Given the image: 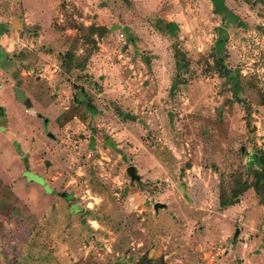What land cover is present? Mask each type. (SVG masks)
<instances>
[{
	"label": "rangeland",
	"instance_id": "374dc122",
	"mask_svg": "<svg viewBox=\"0 0 264 264\" xmlns=\"http://www.w3.org/2000/svg\"><path fill=\"white\" fill-rule=\"evenodd\" d=\"M0 30V264H264V190L219 203L264 153L263 4L0 0Z\"/></svg>",
	"mask_w": 264,
	"mask_h": 264
},
{
	"label": "trees",
	"instance_id": "16d2710c",
	"mask_svg": "<svg viewBox=\"0 0 264 264\" xmlns=\"http://www.w3.org/2000/svg\"><path fill=\"white\" fill-rule=\"evenodd\" d=\"M217 2H220V0H216ZM239 1V0H235ZM245 2L247 5H250L251 8L254 9L255 5L257 3H261L264 5V1H251V0H241ZM215 2V1H214ZM90 34L93 35L94 33H98L100 37H103L107 30L105 27H95L91 26L89 27ZM0 32H2L0 30ZM90 41H92L89 38ZM93 44L94 41H92ZM83 64V61H80L77 57L74 56V54L70 51L64 53L63 60L61 63V69L65 74H71V71L74 69L80 70L81 65ZM236 81V79L234 80ZM236 85V82H233L232 85ZM248 110H246L245 114L248 116ZM248 165L250 166H256V169H252L251 171V178H247L246 181L240 182L239 187L236 189L231 190V194H226L227 192L221 187V192L219 195V203L221 207H225L230 199L236 198L239 195H241L244 191L248 190L249 188H253L254 191L257 194H262L264 190V153H251L248 158ZM139 264H166L163 258L158 259H150L146 255H143L140 257Z\"/></svg>",
	"mask_w": 264,
	"mask_h": 264
},
{
	"label": "water",
	"instance_id": "95a60500",
	"mask_svg": "<svg viewBox=\"0 0 264 264\" xmlns=\"http://www.w3.org/2000/svg\"><path fill=\"white\" fill-rule=\"evenodd\" d=\"M13 89H14V92H15L16 99L18 101L22 102V104L29 110L30 113L35 114L36 111H35V109L32 106L31 100L28 97L25 96L24 89L21 88V87H18V86H14ZM43 125L44 126L48 125V119L47 118H45L43 120ZM48 135L52 136L51 133H48ZM126 172H127V174L130 176V178L132 180H136L137 181V180L140 179L139 175L137 174L135 166H132V165L129 166L127 168ZM40 182L43 184L42 180ZM236 200H238V199H236ZM164 206L165 205L162 204V203H155L154 208L158 209L159 207L163 208Z\"/></svg>",
	"mask_w": 264,
	"mask_h": 264
},
{
	"label": "flooded vegetation",
	"instance_id": "af4514ba",
	"mask_svg": "<svg viewBox=\"0 0 264 264\" xmlns=\"http://www.w3.org/2000/svg\"><path fill=\"white\" fill-rule=\"evenodd\" d=\"M35 116H39V114H36ZM44 120V119H43Z\"/></svg>",
	"mask_w": 264,
	"mask_h": 264
},
{
	"label": "built area",
	"instance_id": "2783aa9c",
	"mask_svg": "<svg viewBox=\"0 0 264 264\" xmlns=\"http://www.w3.org/2000/svg\"><path fill=\"white\" fill-rule=\"evenodd\" d=\"M244 246L246 247V246H247V244H244Z\"/></svg>",
	"mask_w": 264,
	"mask_h": 264
},
{
	"label": "crops",
	"instance_id": "0c3cea01",
	"mask_svg": "<svg viewBox=\"0 0 264 264\" xmlns=\"http://www.w3.org/2000/svg\"><path fill=\"white\" fill-rule=\"evenodd\" d=\"M0 87H1V85H0ZM246 248H248V247H246Z\"/></svg>",
	"mask_w": 264,
	"mask_h": 264
}]
</instances>
